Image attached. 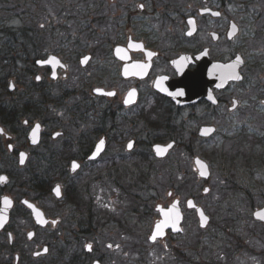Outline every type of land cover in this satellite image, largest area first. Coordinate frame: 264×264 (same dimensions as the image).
Masks as SVG:
<instances>
[{
	"label": "rangeland",
	"instance_id": "1",
	"mask_svg": "<svg viewBox=\"0 0 264 264\" xmlns=\"http://www.w3.org/2000/svg\"><path fill=\"white\" fill-rule=\"evenodd\" d=\"M18 1L20 0H0V29L7 28L15 31L20 27L27 28L30 25L27 23L28 21H22L18 16L21 8L14 4ZM25 1L31 5L29 11L39 14V25L45 26L44 19L48 18L52 21L53 27H62L58 33L60 36L74 35L77 30L76 14L68 7L75 5L77 0ZM104 1V7L99 11V14L107 17V23L105 25L102 23L97 32L99 35L106 36L110 42L116 43L120 39L118 35L122 33L121 17L125 15L124 10H126L129 0ZM169 1L191 2L197 0ZM237 1L239 0H233V2ZM255 2L259 8L264 7V0H255ZM134 7L135 5H132L127 9L134 10ZM114 21L118 25H115ZM45 36H48V33H43L37 44V41L17 39L11 45L5 46V48L14 47L15 53H10L13 57L20 58L22 55V53L19 54L20 51L27 54L26 57L20 58L21 61L16 62L14 69L7 70L6 67L4 68L3 62L0 61V79L9 72L10 78L7 79V85L12 81L15 86L12 95L0 96L4 102L20 101L25 93L34 92L31 85L34 84L35 76L39 74L45 77L44 71L37 69L31 63L33 60L50 53H60L69 66V77L65 82L61 85L48 84L45 86L46 90L50 89L47 94L50 93L53 99L61 97L63 94L67 98L61 100L62 104L60 102L56 103L57 105L46 104L39 109L41 113L36 121L42 122L45 126L44 146L31 149V157L24 170L20 171L17 168L16 159L10 156L6 145L2 144L3 141L0 139V170L12 177L3 191H0V198L7 196L14 201L9 223L0 232V263L9 261L15 264L17 256V264H61L57 258L59 252L64 249L66 253L78 251L86 254L89 259L88 264H92V259H98L101 264H185L179 260L175 250L183 249L186 252L185 248L191 247L196 249L186 253L190 257L191 264H197V262L200 264L199 262L205 260L206 264H264V225L252 218L253 210L264 205V176L261 179L255 170L251 173L244 171L241 160L249 153V149L244 143L239 145V148L233 146V143L238 140L236 133L229 134L230 139L226 140L224 139V128H222L220 136L215 137L213 142L203 144L202 151L195 154H182L175 151L162 162L153 161L147 156L150 159L151 167L156 172L152 176V190L148 192L145 187L135 183V188L138 190H132L133 188H129L131 185H125L124 189L129 192V194H125L123 189L120 188V190L112 185L107 177L103 176V173L100 176L99 171L104 162L115 158L114 155L120 153L118 155L120 156L124 153V139L129 134L133 133L139 136L137 139L140 143L134 152L137 156L146 152L144 143L161 136L156 132L151 134L150 138L144 136L142 139L139 134L141 127L135 130L125 127L118 129L112 137L109 135L104 155L95 164L86 167L87 170H92L95 173L88 175L87 170L84 169L78 174L69 176L66 171L67 159L62 160V155L58 154L63 153L64 157L68 158L76 153V150L71 146L77 137L79 141L83 142H91L94 138L93 144L98 139L96 135H92V131L95 133L99 130V123L95 124L91 119H88L87 122L83 120L75 122L71 119V112L74 107L78 108L79 103H82L84 95H88L87 85L84 84L87 78L95 75L98 67L102 64L101 59L106 47L102 46L100 40L98 42L83 40L86 33L81 36V40L87 47L85 51L79 52L66 43L60 42L59 37L55 36L49 39ZM6 40L0 36V44L5 42L8 44V40ZM91 50L95 58L85 69H81L79 58L83 54L90 53ZM24 60L26 61L24 62ZM44 80L47 82V77ZM95 82L101 83V78H96ZM93 103L97 109L101 107L100 102L93 101ZM232 124L235 129L238 126L248 125L238 122ZM175 125L172 123V126ZM219 125L224 126L220 123ZM247 129L254 133L262 131L264 134V125L260 123L250 124ZM16 130L17 132L14 133L7 129L13 135L16 149H20L23 145L22 136L28 128L19 125ZM120 131H123L124 134H119ZM54 132H62L63 135L61 138L52 140L50 135ZM45 147L51 148L50 152L56 154V164L53 167L55 170L47 164L49 161L46 160L48 154ZM194 156H199L208 163L210 167L208 181L203 182L195 178L192 166ZM231 156H233L232 161L230 160ZM227 158L231 164L227 162ZM164 168L175 170L170 172L171 175L166 173L164 176L160 173ZM41 172L44 176L57 180L55 184H63L67 189L74 186V192L81 199V203L86 206V211L79 214L65 200L62 199L59 201L60 204H57L53 196L50 195L36 203L52 223L48 224L45 229L36 228L29 212L19 205L21 198L31 199L35 194L25 187L21 189L19 187L27 179L29 173L40 174ZM171 177L174 185L169 183ZM206 187L209 191L204 193ZM169 191L173 193L171 198L168 197ZM190 198L202 207L210 219L205 229L199 228L195 214L186 211L184 207L185 201ZM174 199L180 200L185 215L182 233L179 235L169 234L161 241L149 243L151 228L159 219V215L154 209L158 205L165 208ZM145 207L146 212L143 211ZM105 219H107V224L104 225ZM30 231H34V237L32 240H27L26 235ZM7 232L12 235L11 245L7 242ZM86 245L92 246L90 253L85 251ZM44 246L49 248L48 254L34 258L33 254Z\"/></svg>",
	"mask_w": 264,
	"mask_h": 264
},
{
	"label": "flooded vegetation",
	"instance_id": "2",
	"mask_svg": "<svg viewBox=\"0 0 264 264\" xmlns=\"http://www.w3.org/2000/svg\"><path fill=\"white\" fill-rule=\"evenodd\" d=\"M132 5H135L134 10L130 9L131 12L128 13L127 8ZM126 7L124 10L126 18L121 17L122 33L118 35L119 41L112 43L102 35L92 39L83 38V40H93L94 42L100 40L102 46L106 47V51H104V56L101 59L102 64L98 67L95 75L86 79L84 85H87L88 95H84L78 108H73L71 119L75 122L82 120L87 122L88 119H91L95 124L99 123L100 128L95 133L92 131L98 139L94 144V138L91 140V147L89 146L90 142L79 141L78 137L75 139L71 148L76 150V153L67 159L66 171L69 176L78 174L81 170H87L86 167L95 164L106 152L109 135L112 137L118 129L125 127H129L131 130L141 127L139 134L142 139L144 136L150 138V135L156 132L161 134V136L144 143L146 152L141 154L147 155L148 153L152 156L151 159L157 162L165 161L175 151L189 155L202 151L203 144L213 142L215 137L220 136L222 128H224V139L226 140L230 139L229 134L236 133L238 140L233 143L234 147L239 148V145L244 143L249 149L247 155L264 156V134L262 131L254 133L247 129L253 123L264 125V82H262L264 81V7L259 8L255 0H239L237 2H233V0L191 2L145 0L128 3ZM190 29H193L194 33L189 36L187 33ZM66 44L73 48L69 43ZM82 44L84 45L83 42ZM79 46L81 45L79 44ZM115 47L120 48L122 57L119 59L114 57ZM150 53L151 55H149ZM50 54L57 56L66 69L58 70L56 79L52 80L49 68H36L44 71V76L48 80L45 82L46 84L61 85L69 77V66L63 60L62 54ZM50 54L40 59H44ZM84 57L89 59L86 66L82 67L80 60ZM93 58L95 57L92 50L90 53L83 54L78 61L80 68L85 69L93 61ZM124 67L132 75L123 77ZM221 67H226L224 72ZM146 68L147 72L145 73ZM236 68H238L237 73L240 76V81H228L220 88L221 86L217 83L219 76L227 77L232 72L235 73ZM183 71L190 75H196L204 89H200L202 97L181 105L163 95L155 87V82L160 78L164 82L177 81L179 73ZM39 76L40 81L37 83L45 81V77ZM96 78H101V83L97 84ZM160 88L164 89L165 87ZM96 89L103 90L105 95H95L93 91ZM132 92L135 95L131 96L129 103H126L125 101L129 100V93ZM107 93H113V95H107ZM93 101L100 102L101 107L97 109ZM24 121L26 124H23ZM23 122L22 126L28 130L24 131L23 145L20 149H16L12 133L0 126L3 131L0 133V139L6 145L10 156L16 159V165L20 169L25 168L29 163L31 149L44 146L45 138V126L42 122L36 120L31 122L23 120ZM235 122L248 125L238 126L235 129L232 124ZM172 123L176 125L172 126ZM35 124H39L41 127L40 141L37 146H30L28 134ZM204 127L212 128V133L207 136L201 135L200 130ZM56 133L58 136L53 138ZM118 133L124 134L123 131ZM62 135V132H54L50 135V139L56 140ZM137 138H139L138 134H129L124 139L125 154L114 155L115 158L104 162L99 169L100 176L103 173V176L107 177L108 181L116 187L125 185L122 178L129 170L133 171L134 166L139 163L141 155L137 156L134 153L140 143ZM101 141L104 143L103 151L96 160H89L94 148ZM170 143H173L172 149L164 158L157 159L152 152L153 146ZM129 144L132 145L130 149L127 148ZM45 148L47 154L52 153L50 152L51 148ZM20 152L27 154L25 165L22 167L18 165ZM196 157L200 158L199 156L192 158L194 172L196 170L193 160ZM200 159L207 164L210 172L208 163L202 158ZM71 162L78 164V169L74 173L69 170ZM86 173L90 175L95 172L87 170ZM195 178L206 182L210 175L207 180L199 179L197 175ZM56 185L60 187L61 199H63L66 188L63 184L58 183H54L53 187ZM50 194L52 196V193ZM68 196L71 201L76 197L74 186L68 189ZM172 196V191H169L168 197ZM29 200L37 205V201ZM174 200L179 201L184 220L185 215L180 200ZM185 203L186 211L192 212L196 216V212L188 210ZM154 210L157 212L156 208ZM93 261L99 260L92 259Z\"/></svg>",
	"mask_w": 264,
	"mask_h": 264
},
{
	"label": "trees",
	"instance_id": "3",
	"mask_svg": "<svg viewBox=\"0 0 264 264\" xmlns=\"http://www.w3.org/2000/svg\"><path fill=\"white\" fill-rule=\"evenodd\" d=\"M139 1H145V0H129V3H136ZM28 1L25 0H20L18 2H14V4H16V7H20L21 11L18 14V16L22 19V21H28L27 23L30 24L29 26L26 27H20L17 30L13 31L11 29H0V36L4 37L5 40H8V44L4 43V44H0V61L3 62V64L5 65L4 68L6 67V69H14L16 66V62L21 61L20 58H24L27 56V54L24 51H20V58L17 57H13L10 53L14 52L15 53V49L14 47H7L5 48V46L7 45H11V43L15 40L17 41V39L22 40V41H34L36 42V44L39 41V38L42 37L43 33H48V36H45L46 38H54L59 37L60 42L62 43H69V45L73 46L75 51H85L86 46L82 44V40H81V36L86 33V37H88L89 39L92 38H96V36L99 35V33L97 32L98 28H100V26H102V23L105 25L107 23V17L105 15H101L99 14V11L102 10V7H104L103 5L105 4L104 0H77L75 3V5L68 7L71 8V10L76 14L75 15V21L77 24V30L75 31L74 35H70V36H60L59 30L62 28L60 27H53L52 21L48 18H45V26L44 25H39L38 21H39V14H36L33 11H29L30 6L28 3ZM65 3V2H63ZM64 6V5H63ZM62 6V7H63ZM131 11L129 10L128 13H130ZM12 16V15H11ZM126 17L124 16V19ZM120 20V19H119ZM122 20V19H121ZM115 25L117 22H115ZM43 37V38H45ZM6 40V41H7ZM79 44L81 46H79ZM14 49V50H13ZM40 59V58H37ZM35 59V60H37ZM35 60H33L31 63L34 64ZM23 61V60H22ZM26 60H24L25 62ZM35 66V64H34ZM9 73V72H8ZM6 73L5 76H3L0 79V96L3 95H12L14 93V91L12 93L8 92V85H7V79L10 78V73L8 74ZM48 84H46L44 81L40 82V83H36L34 80V84L31 85V87L34 89L33 93H25L23 98L20 96V101H5L3 99H0V126H2L3 128H5L6 130L8 129L10 132H17V127L20 125H22L23 120H27L29 122H31L32 120H37L39 118V109H41L42 107H44V105L46 104H53V105H57L56 103H61L63 99L67 98L65 97L63 94L61 97H57L54 99L51 97V94H47V92L50 90H46V87ZM7 87V88H6ZM39 90V91H38ZM50 96V97H49ZM62 104V103H61ZM59 105V104H58ZM93 135V134H92ZM3 144V143H2ZM89 146L91 147L92 144L90 142ZM58 155H62V160L64 159H68L64 157V154H58ZM56 154L55 153H50L48 154V158H46V160H48L49 162L47 164H49L51 166V169L55 166L56 164V158H55ZM147 156H149L150 158H152V156L150 154L147 155H143L140 156L139 158V164L134 166L133 171H130L128 173H126V175L128 176H124L123 179V183L125 185H133V187L129 186V188H133L132 190H138L135 185V183L138 185H141L142 187H145L146 191H150L151 189V181H152V176L154 175L155 170H153V168L151 167L149 160L147 158ZM231 161L233 160V156L230 157ZM240 158V157H239ZM58 159V158H57ZM228 159V158H227ZM148 160V162H147ZM229 159L227 160V162L229 164H231V161ZM241 164L242 167L244 168V171H247L248 173L253 172L254 170L256 171V173H259V175L261 176V179L264 176V156H259V155H245L243 160H241ZM41 167V166H39ZM18 168V167H17ZM26 168V167H25ZM25 168H18L20 171L24 170ZM45 169V168H43ZM47 171H49L48 169H45ZM53 170H55V168H53ZM175 169L172 168H164L160 171V173L162 174H166L169 173V175H171V173L174 171ZM171 172V173H170ZM5 172H2L0 170V174ZM138 173V175H137ZM42 174V175H41ZM46 174V172H45ZM8 176V174H6ZM9 180H12V177L8 176ZM172 177L169 179V183L171 185H174V181L171 180ZM57 182V180H55L54 178H51L49 176H44L43 172H41L40 174L38 173H29L27 175V179H25V181L20 184L19 189L21 188H26L28 191L33 192L35 194V196L33 198H31L32 200L35 201H39L42 198H46V197H50V193H51V189L53 184ZM125 185H117V188H121L124 190L125 194H129L127 189H124ZM120 186V187H119ZM173 188L175 186H172ZM0 191H3L2 188H0ZM131 196V195H130ZM137 198V197H136ZM63 200H65L67 203H69L77 213L82 214L84 213L86 210V206L83 205L81 203V199L78 198V195H76V197L73 199V201L70 200L69 196H68V189H65V193H64V197ZM138 200V199H137ZM148 200V198H147ZM140 201V200H138ZM57 204H60L58 201H55ZM143 211L146 212V207L143 208ZM135 214V211H134ZM144 214V213H143ZM133 219V218H132ZM141 220V219H140ZM105 224H107V219L104 220ZM264 225V224H262ZM7 242H8V237H7ZM200 243V242H199ZM9 244V242H8ZM201 244V243H200ZM195 248H189L186 247L185 251L182 250H175V252L177 253V256L179 258V260L185 264H191V260L190 257L187 256V251L191 252V251H195ZM49 251V248H48ZM48 254V253H47ZM46 254V255H47ZM233 255V252H232ZM57 261L61 264H88L89 263V259L86 256V254L83 253H79L78 251H76L75 253H69V251L66 253V251L64 249H62L59 254H58V258ZM57 262V263H58ZM200 264H206L207 261H202L199 262ZM0 264H12L11 262H2ZM194 264V263H193ZM198 264V262H197Z\"/></svg>",
	"mask_w": 264,
	"mask_h": 264
},
{
	"label": "water",
	"instance_id": "4",
	"mask_svg": "<svg viewBox=\"0 0 264 264\" xmlns=\"http://www.w3.org/2000/svg\"><path fill=\"white\" fill-rule=\"evenodd\" d=\"M193 29H190L189 32L187 33V35H192ZM234 33V32H233ZM117 49L120 50L119 47H115L114 48V57L119 59L122 56H120V51L119 53L117 52ZM85 58H87L88 61V57H84L80 60L81 66L85 67L87 62L85 61ZM187 59V58H185ZM35 67L37 68H43V67H47L50 69L51 74H50V79L55 80L56 79V73L58 70H65L66 66L61 62V60L55 56V55H48L46 58L44 59H37L34 62ZM148 68V67H147ZM147 68L145 70V73L147 72ZM226 69L221 67L222 72H224ZM237 69L235 70V73L232 72L231 74H229V76L227 77H223L222 75L219 76V79L217 81V83H219V85L221 86L220 88H222V86H224V84H226L228 81H235L238 82L240 81V76L237 73ZM122 75L123 77H129L131 74V72H129L127 70V68H123L122 70ZM145 75V74H144ZM220 75V74H219ZM239 77V79H236L235 77ZM37 77H39V79H37ZM199 78V75H198ZM35 82H39L40 81V76L37 75L35 76ZM159 85V86H157ZM155 87L161 91V93H163V95H165L166 97L170 98L172 101H175L178 104H187V103H191L197 99H199L200 97H202L201 94V90L200 89H204L203 85L198 81L196 75H190L188 73H185L184 71L179 73V80L177 81H168V82H164L162 78L158 79L155 82ZM160 87H165L163 90ZM15 90V86L13 84V82H9L8 85V92L12 93ZM99 90V91H98ZM95 95H105V92L101 89H96L93 91ZM176 92H183V95H179V96H175V95H171V93H176ZM129 98V97H128ZM132 98V97H131ZM23 124H26V121L23 122ZM36 125L39 124H35L32 129L29 131L28 134V141H29V145L30 146H37L39 144L40 141V131H41V127L39 125V130L36 133V139L35 142H33V137H32V133L34 131V129L36 128ZM0 130H2L0 128ZM3 131H0V133H2ZM212 133V128H202L200 130V134L203 136H207L210 135ZM58 136V134H54L53 138H56ZM157 147H159L160 149H162V154H158L157 153ZM173 147V143H170L168 145H155L152 148V152L154 154V156L157 159H162L164 158L167 153L172 149ZM104 148V143L103 145H101L100 143H98L96 145V147L94 148V151L92 152V154L89 157V160L93 161L96 160L99 155L101 154V152L103 151ZM127 148H129V145H127ZM9 149H11V147H9ZM23 155V163H21V157ZM27 159V154L24 152H20L19 156H18V165L19 166H24L25 162ZM73 163H75L76 165L77 162H71L70 166H69V170L71 173H74L75 171H77L78 167H76L75 169L73 168ZM193 164L196 170V175L198 176L199 179L202 180H207L209 178L210 172L208 169L207 164L202 161L200 158H194L193 160ZM203 173V175H202ZM0 177H5L6 179L3 181H0V188H4L8 183H9V177L2 173L0 174ZM57 187H59L58 185L54 186L52 189V194L54 195V197L56 199H61V191H60V187H59V195H57L55 189H57ZM209 191L208 188H205L204 193H207ZM171 194V192L169 193V195ZM7 196H2L0 198V232H2L6 226L9 223L10 220V214L11 211L13 209L14 206V201L11 200L9 197H7L9 200H11V205L6 207L4 205V198ZM19 205H21L22 207H24L25 209H27L31 215V218L34 222V225L36 228H45L51 221L49 219H47L43 213V211L35 204V202L28 200L26 198H22L19 201ZM31 205V207L29 206ZM185 206L188 210H194L196 212V217L198 220V226L200 229H205L209 223V217L204 213L203 209L196 205L193 199H188L185 203ZM162 210V211H161ZM156 211L159 213V219L155 222V224L152 227V230L150 232V236L148 238L149 243H155L158 240H163L166 236L167 233H171L172 235H177L182 233V222H183V215L181 212V208L179 205V201L178 200H174L167 208H161L160 206L156 207ZM257 213H261L264 214V206L257 208L253 211L252 214V218L259 222L264 224V219H260L257 215ZM165 221H167V223H164ZM163 223V227L161 229L162 231V235H157L156 233V225L157 224H162ZM8 236V242L11 245L12 244V235L10 233H7ZM153 236H155V239H153ZM34 237V231H30L27 235L26 238L27 240H32V238ZM88 245H86L85 247V251L86 252H90L91 250L88 249L87 247ZM48 253V247L44 246L40 251L35 252L33 254L34 258H37L39 256H44ZM17 256L15 257V264H17ZM92 264H101L99 261H94Z\"/></svg>",
	"mask_w": 264,
	"mask_h": 264
},
{
	"label": "snow or ice",
	"instance_id": "5",
	"mask_svg": "<svg viewBox=\"0 0 264 264\" xmlns=\"http://www.w3.org/2000/svg\"><path fill=\"white\" fill-rule=\"evenodd\" d=\"M141 7H143V5H141ZM216 15H219V13H216ZM119 51H120V50L117 49V52H118V53H119ZM149 55H151V53H150ZM84 62H87V58H85V61H84ZM235 78H236V79H239L238 76L235 77ZM37 79H39V77H37ZM157 86H159V85H157ZM162 90H163V89H162ZM98 91H99V90H98ZM107 95H113V93H107ZM134 95H135L134 92L129 93V100H127V101H125V102H126V103H129V102H130V98H131V96H134ZM171 95L179 96V95H183V92L171 93ZM209 98L211 99V96H210ZM38 130H39V125H36V128L34 129V131H33V133H32L33 142H35V139H36V133H37ZM0 131H2V130H0ZM100 144L103 145V141H101ZM131 147H132V145L129 144V148H131ZM156 150H157V153H158V154H162V149H160L159 147H157ZM21 163H23V155H22V157H21ZM76 167H78V165H76L75 163H73V168L75 169ZM202 175H203V173H202ZM5 179H6L5 177H0V181H3V180H5ZM55 191H56L57 195H59V187H57V189H55ZM4 205H5L6 207L10 206V205H11V200H9L7 197H5V198H4ZM29 206L31 207V205H29ZM161 211H162V210H161ZM257 215H258V217H259L260 219H264V214L257 213ZM164 223H167V221H165ZM163 226H164L163 223H162V224H157V225H156V233H157V235H162V234H163L162 231H161V229H162ZM153 239H155V236H153ZM87 247H88L89 250H91V245H88Z\"/></svg>",
	"mask_w": 264,
	"mask_h": 264
}]
</instances>
